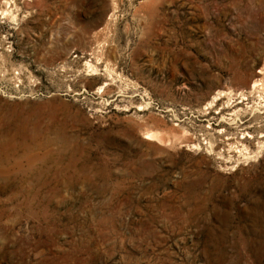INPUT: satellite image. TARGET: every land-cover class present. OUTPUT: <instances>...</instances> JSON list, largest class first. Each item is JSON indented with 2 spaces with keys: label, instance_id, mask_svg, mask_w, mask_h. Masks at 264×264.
<instances>
[{
  "label": "rangeland",
  "instance_id": "374dc122",
  "mask_svg": "<svg viewBox=\"0 0 264 264\" xmlns=\"http://www.w3.org/2000/svg\"><path fill=\"white\" fill-rule=\"evenodd\" d=\"M0 264H264V0H0Z\"/></svg>",
  "mask_w": 264,
  "mask_h": 264
},
{
  "label": "bare ground",
  "instance_id": "6f19581e",
  "mask_svg": "<svg viewBox=\"0 0 264 264\" xmlns=\"http://www.w3.org/2000/svg\"><path fill=\"white\" fill-rule=\"evenodd\" d=\"M155 135V134H154ZM165 139V138H164ZM159 140V139H158Z\"/></svg>",
  "mask_w": 264,
  "mask_h": 264
}]
</instances>
